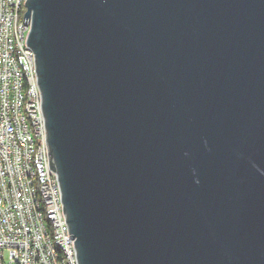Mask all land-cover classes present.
<instances>
[{
  "label": "water",
  "instance_id": "water-1",
  "mask_svg": "<svg viewBox=\"0 0 264 264\" xmlns=\"http://www.w3.org/2000/svg\"><path fill=\"white\" fill-rule=\"evenodd\" d=\"M77 264H264V0H25Z\"/></svg>",
  "mask_w": 264,
  "mask_h": 264
},
{
  "label": "built area",
  "instance_id": "built-area-1",
  "mask_svg": "<svg viewBox=\"0 0 264 264\" xmlns=\"http://www.w3.org/2000/svg\"><path fill=\"white\" fill-rule=\"evenodd\" d=\"M25 0H0V264H77L49 172Z\"/></svg>",
  "mask_w": 264,
  "mask_h": 264
}]
</instances>
